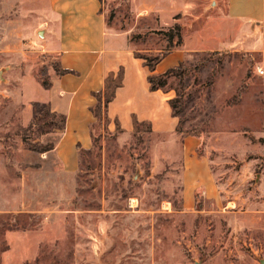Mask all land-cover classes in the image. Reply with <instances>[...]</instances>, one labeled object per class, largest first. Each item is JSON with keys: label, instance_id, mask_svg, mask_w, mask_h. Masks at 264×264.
<instances>
[{"label": "rangeland", "instance_id": "374dc122", "mask_svg": "<svg viewBox=\"0 0 264 264\" xmlns=\"http://www.w3.org/2000/svg\"><path fill=\"white\" fill-rule=\"evenodd\" d=\"M113 10L109 25L132 24L128 16L115 20ZM134 36L141 54L164 45L150 32ZM30 57L15 74L28 70L41 86L50 82L56 59L36 52ZM258 59L231 52L197 55L184 63L182 76L167 80L182 99L173 136L140 126L120 137L95 121L92 147L77 152L76 169L65 171L53 150L38 151L55 144L60 130L40 135L36 127L27 128L32 106L27 114L17 99L11 61L0 57V264H264V208L261 226L246 227L237 224L243 216L237 222L227 218L237 209L233 203L214 208L198 192L193 209L181 202L189 136L199 139L197 155L210 157L226 190L245 195L254 190V198H264V83ZM243 124L251 129L243 130ZM222 136L235 143L253 137L254 146L231 150ZM249 158L255 159L253 174H263V188L241 175Z\"/></svg>", "mask_w": 264, "mask_h": 264}, {"label": "crops", "instance_id": "0c3cea01", "mask_svg": "<svg viewBox=\"0 0 264 264\" xmlns=\"http://www.w3.org/2000/svg\"><path fill=\"white\" fill-rule=\"evenodd\" d=\"M109 8H114L115 20H126L128 16L132 24L120 29L109 25ZM175 24L180 26L182 42L169 49L150 71L144 59L135 56L137 50L131 37L145 32L161 36L164 45L145 50L155 54L167 45L159 32ZM35 52L54 57L59 68L73 73L57 74L54 70L48 89L28 70L15 74V67L29 64L30 54ZM207 52L256 55L259 59L255 66L263 70L264 83V0H0V57L11 61L8 67L13 68L11 76L18 85L17 99L27 114L34 102H40L66 116L53 149L65 171L76 169L80 148L92 147L91 126L96 119L89 108L96 99L91 92L101 90L110 73L115 76L122 70V84L107 105L105 130L120 137L130 135L137 121L149 123L154 134L173 136L178 119L172 115L169 100L175 91L150 90L148 76L192 62L197 55ZM260 95L264 99V91ZM243 126V130L249 128ZM222 137L231 150L254 146L244 136L236 138L238 143L232 136ZM197 144V137L184 140L183 208H194L198 192L201 200L214 208H224L227 203L237 205V209L227 212V218L237 222L243 216L238 225L261 226L264 198H254V190L247 195L226 190L216 177L210 157L197 155ZM254 161L244 160L241 175L252 179L255 188H263V174H253Z\"/></svg>", "mask_w": 264, "mask_h": 264}, {"label": "trees", "instance_id": "16d2710c", "mask_svg": "<svg viewBox=\"0 0 264 264\" xmlns=\"http://www.w3.org/2000/svg\"><path fill=\"white\" fill-rule=\"evenodd\" d=\"M161 34L164 35L167 41L165 50L155 53V54H141L139 52H135L136 57H140L144 59L145 64L148 66L150 71L154 70L155 65L168 53L169 49L173 48L174 46L179 45L182 42L180 26L177 24L169 28L167 31L161 32ZM134 38H136V36H132L131 40H133ZM182 66H184V63H179L177 66L168 69L166 72L162 74L149 75L148 82L150 85V90L173 89V87H167V80L172 76L174 77L182 76L184 74V70H182ZM55 71L57 72V74L73 73L70 70L59 68L57 64H56ZM121 84H122V70H119L117 75L114 76V74L110 73L105 78L104 85L101 90L91 92V95L96 99V103L90 106L89 110L91 111L92 115L96 119V122L97 123L103 122V126L105 127L108 121L107 115H106L107 105L114 98L115 90L118 87H120ZM42 86L45 89H48L51 87V83L43 81ZM181 104H182V99L180 98L178 94L175 93V96L169 100V105L171 107L173 116L178 117L181 111ZM65 120H66V116L64 114H57L56 112H53L51 110L50 104L34 102L32 104L31 121L29 122L27 128L31 129L32 127H36L38 130V133L42 135V134L52 132L55 129L62 130L65 126ZM140 126H143V128L146 131L151 130L149 123H146V122L139 123L137 121H135L134 123V130L135 131L138 130ZM178 130L179 128H177V131ZM185 134H188V132H185ZM91 137H92V144H93V134L92 133H91ZM249 139L251 141L254 140L253 137ZM54 146H55L54 143H46L45 145L41 146L38 151L46 152L49 150H53ZM89 150L90 149L80 148L79 151H80V154H83L84 152H87Z\"/></svg>", "mask_w": 264, "mask_h": 264}, {"label": "built area", "instance_id": "2783aa9c", "mask_svg": "<svg viewBox=\"0 0 264 264\" xmlns=\"http://www.w3.org/2000/svg\"><path fill=\"white\" fill-rule=\"evenodd\" d=\"M257 70H258V73H259V74H263V70H261V69H259V68H258Z\"/></svg>", "mask_w": 264, "mask_h": 264}]
</instances>
